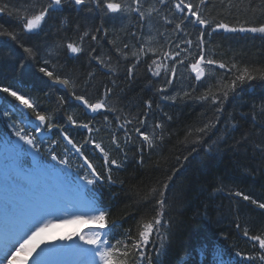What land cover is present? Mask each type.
I'll use <instances>...</instances> for the list:
<instances>
[{"label":"trees","instance_id":"1","mask_svg":"<svg viewBox=\"0 0 264 264\" xmlns=\"http://www.w3.org/2000/svg\"><path fill=\"white\" fill-rule=\"evenodd\" d=\"M2 2L9 8L0 13V32L16 33L17 39L0 36V87L18 91L58 125L51 130L42 128L40 133H34L40 148L39 153H35L36 158L46 161L50 168L55 165L60 169L61 165L50 159V150L54 149L60 158L68 156L66 172L71 178L84 174L81 168L83 160L59 135L61 127L64 128L105 176L102 183L94 186L93 192L99 206L109 212V227L113 223L116 225L117 239L123 238L129 230L136 235L139 222L155 215V201H145L143 197L150 189L160 188L173 169H180L168 192L170 202L179 197L167 217L173 223V234L166 242L167 254L162 257L158 258L149 245L153 264H178L181 257H186L183 264H216L217 250L223 251L225 264L229 261L233 264H261L258 259L242 260L235 253L239 251L243 255L256 256L260 251L258 242L243 236V229L247 227L251 235L264 233V209L250 200L236 197L234 193L241 191L258 203H264V156L258 150L254 151L255 144L264 143V131L259 123L253 125L252 122L253 105L258 111L264 104V79H260V72H264V33L229 32L217 29L216 25L224 23L236 29L264 25V0H205L200 13L210 24L204 27L193 20H185L181 13H177L174 0H167L164 5L159 4V0H145L144 20L137 13L105 16L106 10L98 11L94 7L92 11L87 7L80 10L65 5L62 13L47 17L42 27L31 34L23 30L18 14L8 13L13 8H20L28 9L30 14L32 3L39 6L46 0ZM186 2L200 4V0ZM148 7L157 11L148 16ZM165 18L172 22L165 23ZM101 24L103 28L96 32V27ZM177 24H181V29L176 28ZM87 29L97 35V40L93 41L89 36L82 45V53L68 52L66 44L79 43L80 34ZM104 29H107V35ZM202 31L205 33L206 59H214L217 64L202 65L206 76L197 81L190 65L199 58L197 45ZM188 40L193 42L191 47L185 43ZM124 44L128 48H124ZM141 45L145 51L137 62L132 52H138ZM25 47L32 49L31 54L24 51ZM117 47L127 53V59L116 51ZM90 52L93 56H101L115 71L101 67L89 56ZM164 52H180V55L169 59L163 55ZM45 60L49 61V70L75 83L77 94L86 95L91 102L105 99L107 105L115 110L92 113L84 109L74 99L71 86L54 85L39 72ZM153 60L161 64L159 76H153L149 71ZM177 60H183V64L176 63L177 71L173 77L170 69ZM218 63H225L226 68L220 69ZM232 64L239 69L247 67L257 78L246 81L234 93H229L216 127L203 137L199 145L193 144L197 135L195 129L210 120L215 122L217 115L210 101H201L198 97L208 90L209 85L212 86L211 91L219 95L217 81L230 84L237 74L235 70L228 71ZM132 65L135 67L130 77L128 68ZM152 68L156 70L155 65ZM89 73L93 75L90 77ZM167 79H173L174 83L167 85ZM108 88L112 92L106 96ZM161 88L165 89L163 93L159 91ZM185 92L190 95L184 96ZM165 95L169 98L163 99ZM60 97L64 98L62 103ZM146 101L151 102V109L147 108ZM5 110L10 112L8 117L3 115ZM21 113L39 124L30 109H25L7 93H0V133L7 131L9 122L17 127L23 126ZM69 113L78 123L91 121L89 126L93 131L89 133L87 129L72 126L67 121ZM242 114H246V118H242ZM125 119L132 120V123L125 128L119 127ZM141 119L146 121L144 125L139 124ZM258 121L264 122V116H258ZM157 123L163 126L162 129L155 128ZM233 123L237 125L234 131ZM137 127L148 134L163 135V140H156L155 146L149 149L136 133ZM125 129L131 140L127 139ZM189 129L193 134L185 140ZM245 133L249 134L248 141L241 140ZM114 134L120 148L112 143ZM222 135L226 139L219 141V150L216 151L213 141H218ZM89 138L100 143L110 158L123 165L113 167V182L107 180L103 154L93 143L86 142ZM54 140L56 144L52 143ZM210 145L214 148L212 154L205 152ZM65 147L70 149L67 154ZM193 147H196V152H192ZM28 161L31 164L32 159ZM237 223L240 224L239 229ZM152 240L158 248L159 240L155 236Z\"/></svg>","mask_w":264,"mask_h":264},{"label":"snow or ice","instance_id":"2","mask_svg":"<svg viewBox=\"0 0 264 264\" xmlns=\"http://www.w3.org/2000/svg\"><path fill=\"white\" fill-rule=\"evenodd\" d=\"M167 0H159V4H166ZM145 0H46V3L39 4L37 6L36 3L31 4V13L29 14L28 9H20L13 8L8 14L12 15L13 13L18 14L19 20L23 23V30L26 33H34L36 30L40 29L43 23L46 22V18L52 16L55 13H62L65 5L74 6L80 10H84V8H88L89 11L95 10L104 11L105 16L108 14H131L137 13L141 20L145 19L146 12L144 10ZM205 4V0H200L199 5H194L192 3L186 2V0H174V9L177 13H181L185 20H193L194 23L204 27L208 26L210 22L204 18L200 13L201 5ZM9 5L7 3H3L0 0V13H5L8 11ZM157 9L154 7L147 8V15L151 16L153 12H156ZM103 19V17H102ZM65 21H61L64 23ZM171 20L165 18V23H171ZM103 28V24L99 27H96V32L101 31ZM177 29H181V24L176 25ZM217 29H224L229 32H251V33H264V25L260 27H250L244 28L241 27L239 29L229 28L228 25L224 23H219L216 25ZM215 31V29H213ZM105 35H107V29H104ZM204 32L202 31L199 38V43L197 47L199 48L198 56L199 58L195 60L194 63L190 65L193 72H195L196 80L201 81L203 77L206 76L205 69L202 65H214L217 64V61L214 59H206V52L204 48ZM133 35H135L133 33ZM0 36H9L12 40L17 39L16 33L13 32H0ZM91 36V40H97V35L91 31V29H87L83 31L79 36V43L76 42H68L66 44V48L68 52L72 54H79L84 51L82 45L85 43L87 37ZM109 43H113V41H109ZM185 43L188 44L189 47L192 45V41L188 40ZM179 48V45H176ZM124 48H128L127 44H124ZM24 51L31 54V48H24ZM95 51V49H93ZM116 51L121 53L125 59H127V53H124L121 48L117 47ZM145 51L144 45H141L138 52H132V55L136 57L137 62H139L140 55ZM155 51V50H153ZM183 51V50H182ZM163 55L168 57L169 59H175V57H179L180 52L170 53L164 52ZM89 56L96 60V62L101 67L109 68L110 72H114L115 69L111 68V66L104 60L101 56H93L92 53H89ZM187 59V56L185 57ZM49 61L45 60L43 62V66L39 67V72L42 73L45 77H48L52 84L61 85L65 88L71 86L73 88V97L76 101H78L84 109L92 112L99 113L101 110L114 111L115 109L110 108L105 99H99L96 102H91L86 95L77 94L75 91L76 85L73 81L68 78H62L59 74H55L54 71L49 70L47 67ZM176 63L183 64V60H177L171 66V73L173 77L176 74ZM152 65L156 66V70L153 71ZM152 65H149V71L152 72L153 76H159L161 70V64L157 62V60L152 61ZM24 65L21 64V69H23ZM135 65H132L128 68L129 76L131 77L134 71ZM165 72L168 71L167 66L165 65ZM218 67L220 69H225V63H218ZM235 70L236 75L231 80L230 84H226L223 81H217L219 85L218 91L219 95L216 92L211 91L212 86L209 85L208 90L198 97L201 101L209 102L211 105L215 106L216 112V120L208 121L203 125V127L195 129L197 133L195 140L192 141L193 144L199 145L203 137L207 135V133L216 127V123L219 122L220 114L223 112V104L224 101L228 99L229 93H234L239 85L244 84L246 81H252L257 77L254 76L250 70L245 67L243 69L237 68L236 64H232L231 68L228 69L229 72ZM93 74L89 73L91 77ZM260 79H264V72H260ZM167 85H172L174 83L173 79H167ZM161 93L165 91L164 88L159 90ZM112 92L111 88L106 89L105 95L107 96ZM0 93H7L9 96L15 98L16 101H19L21 105L24 106L25 109H30L31 112L35 113V120L39 121V124H34L32 120L20 114L21 121L23 126L17 127L15 123L10 124L9 127L13 128V135L17 137L18 141L23 142L24 145L28 146V149L16 144L13 146L14 148V159L13 166L14 172H10L7 176L6 183L10 188L15 187H25L28 185L21 186L17 179L19 174H24L27 176L29 171H39V172H49L54 171L58 175H63L65 177L66 182L74 186L76 191L82 194H88V199L81 202V207L86 208L87 211L77 212L71 215L69 218H60L59 224H75V223H93L99 229L95 231L92 235H86L82 231H74L66 236H62L59 239L61 240H72L73 237H77L83 244L88 245V248H82L77 246L75 249L72 248H63L55 246V238L49 240L46 238V234H48L53 228L58 227L57 223H54L51 219H45V217L50 216L51 212L54 210H59V206L54 199V196L51 193L43 194L39 198L35 199L30 207L28 212L25 215L23 222L20 225L18 230V236L16 239L10 240L3 249V255L0 257V264H59V257L67 256L70 254H79L85 257L83 264H153L152 256L149 252V245H152V250L155 252L156 256L162 257L167 254L166 242L169 241L171 235L173 234V223L170 219H168V212L171 210V207L174 203L178 202L179 197L176 200L170 202L168 198V192L170 191L171 184L173 182L174 177L180 171V169H173L172 174L168 175L167 180L163 182L160 188H152L150 189L143 200L145 201H155V215L150 218L142 219L137 225V233L133 235L131 230L125 232L123 234V238L117 239L115 236L114 229L116 225L113 223L112 227H109L108 215L109 212L103 208H101L98 204V198L94 194L93 189L94 186L98 183H102L105 179L97 168L89 161L88 157L84 154L81 147L78 146L66 133V130L61 127L59 135L62 136L63 140L66 141L67 145L71 146V151H74L82 160L83 164L81 168L84 169L83 175H77L75 178H71L69 173L66 172L69 166L68 156L65 155L64 158H60L54 149L50 150V159L56 164L61 165L60 169H56L55 165H52L51 168L47 164L46 161L37 159L35 153H39L40 148L36 143V136L34 133H39L42 128H47L51 130L53 128L58 127L57 124L53 123L52 117L50 115H45L41 110L38 109V106L33 102H30L25 98L24 95L19 94L18 91L12 90L11 87H0ZM190 93L185 92L184 96H189ZM163 99H168L169 97L162 96ZM171 99H175V97H171ZM61 103L64 98L60 97ZM148 109H151L152 105L150 101L145 102ZM5 117L10 115L8 110L3 112ZM147 115V112L145 113ZM258 116H264V104L259 106V110L257 111V106L253 105L252 112V122L253 125L257 123L260 124V128L264 131V122L258 121ZM242 118H246V114H242ZM170 119V117H169ZM105 120L107 121V116H105ZM119 120V117H117ZM67 121L75 127H80L83 129H87L89 133L93 131V129L89 126L91 121L79 122L73 117L71 113L67 115ZM132 120L125 119L122 124L119 125L121 128H125V125L131 124ZM146 121L144 119L139 120L140 125H144ZM162 125L157 123L155 128L162 129ZM237 128V125L233 123L232 130L234 131ZM98 130V129H97ZM136 133L139 135L143 142H146L147 147L149 149L155 146L156 140H163V135H156L154 132L152 134H148L142 132L139 127L135 129ZM228 131L227 129L225 130ZM125 134L128 140H131L130 136H127V129H125ZM193 134V130L189 129L185 135V140L189 136ZM226 139V136L222 135L218 138V141H213V145H216V151L219 150L218 143L219 141H223ZM242 141L249 140V134L245 133L241 138ZM95 145L96 149L104 156V167L107 172V180L109 183L112 181L111 172L113 167L120 168L123 165L118 162L116 159L110 158L109 154L104 150L100 143L95 142L89 138L88 141ZM53 144L57 142L52 141ZM112 143L120 148V143L116 137L113 135ZM238 144L240 141L237 142ZM29 149L33 150L32 153H29ZM143 149H141L142 151ZM258 150L262 156H264V143H257L254 145V151ZM70 149L68 147L64 148V152L69 153ZM196 147L192 148V152H196ZM214 151L213 146H209L205 149V152L208 154H212ZM32 154L33 160L30 166V169L24 168V157L26 155ZM179 159V157L177 158ZM185 160L188 159L187 156L184 157ZM141 163L143 162V157L141 156ZM77 181L81 183H77ZM29 191L31 189L29 188ZM236 197H242L245 201H251L252 204L258 205L259 208L264 209V203H258L256 199H253L250 195L244 194L241 191H236ZM11 210V208H10ZM237 229L240 228V224H236ZM163 229V231H162ZM155 236L159 242L160 246L155 247L152 237ZM243 236L247 237L249 241L258 242L259 252L256 256H247L243 255L241 252L237 251L235 256L241 258L242 260L255 261L259 260L261 264H264V233L258 235H251L250 231L247 227L243 229ZM114 241V242H113ZM41 245H52L49 248H41ZM14 248V250H12ZM40 249L38 252L37 250ZM35 254V256H34ZM223 251L217 250L215 261L216 264H225L223 260ZM186 257H181L178 261V264H183V261ZM228 264H233L232 261H229Z\"/></svg>","mask_w":264,"mask_h":264},{"label":"rangeland","instance_id":"3","mask_svg":"<svg viewBox=\"0 0 264 264\" xmlns=\"http://www.w3.org/2000/svg\"><path fill=\"white\" fill-rule=\"evenodd\" d=\"M3 151H4L3 149H0V168L6 165ZM5 172L7 173L8 176L10 172H14V171L8 169ZM30 178L33 179L32 185L34 186H31V184H29L25 180V177L22 178L19 175L17 176L19 184L21 186L28 185L27 188L15 187V186L13 188H10L7 185L6 181L5 182L0 181V188H1L0 225L3 226V230L8 234V238L5 239V243H8L13 237L17 238L18 230L25 218L26 213L29 210L31 203L35 199L39 198L41 195L47 194V192L44 193L43 187L40 185V183H37L36 179L32 175H30ZM49 185L50 183H48V186ZM29 188L33 192L32 194L30 193ZM60 199L61 201H58L59 210H54L51 212L50 216L45 217V219H51L54 223H57L59 226L53 228L48 234H46V238L49 240L55 238L56 247L68 248L67 243L71 240H61V244H60V241L57 239V237L66 236L77 230L82 231L86 235H92V234L90 233V230L83 228L85 226V223L59 224L60 218H69L71 215L77 212L84 211V209L80 207L81 203L78 201V199L75 197L74 194H70L68 197H64L63 199L62 198ZM72 240H75L74 242L76 243L77 246H80L82 248L89 247L88 245L83 244L77 237H74ZM51 246L52 245H41V248H49ZM1 248H2V244H0V250ZM37 251L39 252L40 249H38ZM70 256L72 257L71 264H83V261L85 260V257L79 254H70ZM64 261H62L60 264H68ZM30 264H31V260H30Z\"/></svg>","mask_w":264,"mask_h":264},{"label":"bare ground","instance_id":"4","mask_svg":"<svg viewBox=\"0 0 264 264\" xmlns=\"http://www.w3.org/2000/svg\"><path fill=\"white\" fill-rule=\"evenodd\" d=\"M5 232H3L2 230L0 231V238H3L5 236Z\"/></svg>","mask_w":264,"mask_h":264}]
</instances>
